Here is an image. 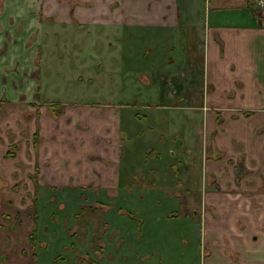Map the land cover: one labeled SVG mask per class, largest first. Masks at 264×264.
Wrapping results in <instances>:
<instances>
[{
    "label": "crops",
    "instance_id": "crops-1",
    "mask_svg": "<svg viewBox=\"0 0 264 264\" xmlns=\"http://www.w3.org/2000/svg\"><path fill=\"white\" fill-rule=\"evenodd\" d=\"M47 1L0 0V192L4 191L3 196L0 195V257L3 258L0 264H32L28 261L21 263L19 260L20 257L28 258L25 246L21 249L23 242H19L20 237L23 238L25 232H55L54 229L47 231V227L41 230L42 220L49 218V208L42 209L39 222L33 224L31 221L29 225L26 213L20 214L18 210L22 206L13 201L11 194L5 192L8 186L14 187L20 181L18 186L27 195L29 190L33 193L36 188V198L39 197L42 203L57 196L59 192L67 191L68 194L63 193L67 198L65 203L79 206L88 199L87 195L81 197L78 189L81 191L83 188H96L113 195L121 184L118 163L123 143L118 132L122 122L121 108H127L128 105L121 101H105L104 104L66 102L60 103L61 112L53 116L48 108L53 102L45 101L42 105L27 104L31 103L30 99L33 97V100H42L45 93L55 92L58 84L78 83L77 79L71 83L66 80L62 82L61 74L58 76L48 72L44 63L48 38L52 37L55 42L60 39L56 29L66 31L73 26L76 28L77 25L92 30L125 27L154 32L159 30L160 39L152 41L153 38L150 37L149 46L152 42H159L160 47L156 46V49L162 55H166L164 50L169 49L166 46L168 42L163 41L162 36L172 32L179 36L180 28L181 40L185 38L187 43L188 30L191 28L195 36V52L202 58V65H198L196 73V93H205L204 100L207 102L191 106L186 101L181 107L182 139H189L190 124L196 125L197 132H203L201 115L203 113L205 116L207 107L219 110L220 115H213L212 118L210 116L213 128L207 124L211 130L209 138L215 142L214 149L219 155L215 159H211L209 153L206 157L203 156L206 160L221 162L214 171L208 172L214 182L209 186L204 182L200 186L192 184V189L197 194V210L203 214V221L206 219L202 231L205 232L203 246L205 250H209V258L201 264H264V27L259 25L258 17H253L246 0H208L210 7L207 8L205 18H200L197 22L195 11L198 8L194 10L190 7L186 12L183 11L184 15L180 18L178 0H69V3L68 0ZM113 6H117L116 10L111 8ZM219 15L230 16L232 23H219ZM183 29L187 32L184 35ZM74 40L68 46V54L74 56V60H88L86 65L90 68L89 71L92 70L93 43H89V49L85 46L86 52L81 54L79 42ZM120 42L123 41L118 39V43ZM135 50L136 48L132 51ZM100 53L105 54L102 55L103 66L108 65L109 59L115 57H109L108 43ZM169 53L171 54L167 52ZM159 54L156 56H160ZM95 57L98 59V56ZM115 59L117 60V56ZM153 59L151 61H158L159 57ZM122 82L121 85H124ZM229 93L234 94L230 97ZM244 93L248 97L239 100V94ZM17 107L28 109L21 110V117L30 128L33 127L32 134L25 130L26 137L30 136L32 140V136H36L33 145L35 163L32 166L13 163V154L9 150L11 156H6L7 146L13 145L5 137L7 131H13L9 128V124L13 123H6V120L10 119ZM229 108L242 110L241 115L238 114L240 120L244 121L245 128H232L236 124L231 120L233 113L222 111ZM235 146L240 148V156L233 152ZM59 154L63 157L58 156ZM227 156L229 159L232 156L238 157L236 164L227 166L222 160L228 159ZM100 170L101 173L95 172ZM181 171L188 172V168L182 166ZM185 178L186 176L176 187L183 191L180 194L182 200L190 201L189 183ZM180 197L174 192L170 197L171 201H166V205L177 206L176 199ZM32 199L33 202L37 201L34 197ZM32 199L29 202L27 198L23 206H31L28 211L35 216ZM166 212L172 211L169 209ZM16 216L17 219L14 220ZM28 226L33 230H29ZM57 232L63 233L64 229L59 227ZM144 233L152 242L158 237V233L152 231ZM38 238L41 239L42 236ZM178 238L179 235L173 242L174 245ZM198 244L200 246L199 242ZM47 250L41 249L37 252L38 264H47V260L50 264L53 260ZM16 253L18 259L13 261ZM193 258L191 262L189 256H183V260L170 261L167 264H198Z\"/></svg>",
    "mask_w": 264,
    "mask_h": 264
},
{
    "label": "rangeland",
    "instance_id": "rangeland-1",
    "mask_svg": "<svg viewBox=\"0 0 264 264\" xmlns=\"http://www.w3.org/2000/svg\"><path fill=\"white\" fill-rule=\"evenodd\" d=\"M257 2L261 1L246 0L248 8H251L249 11L253 17L259 18V25L263 28L264 13L260 12L258 6L264 7V3L257 4ZM177 4L180 18L184 15L183 11L186 12L190 7L194 10L198 8L195 11L196 22L200 18H205L207 8L210 7L208 0H178ZM115 7L117 6L111 8L115 9ZM218 17L219 23H232L230 16L219 15ZM56 32L60 39L53 42L52 37L48 38L45 69L57 75L61 74L62 82L66 80L71 83L77 79L78 83L58 84L55 92L45 93L42 100L39 98L33 100V97L30 99L31 103L27 104L42 105L45 101L59 103L55 104L58 106L53 108L54 112L62 109L60 103L66 102L104 104L121 101L124 105H128L127 108H121L122 122L119 129L121 135L118 132L121 137L119 139L123 143L118 163L121 184L113 195H108L106 191L103 192L96 188H83L81 191L78 189L81 197L87 195L88 199L82 201L84 203L82 205L76 202L79 206L65 203L67 198L63 193L68 194L67 191L59 192L57 196L42 203L39 197L36 198L38 194L36 188L33 189V193L29 190L28 197L18 186L20 181L14 187L8 186L5 192L11 194L13 201L22 206V209L18 207V210L20 214L26 213L29 225L31 221L33 224L39 222L42 209L49 208V218L42 220L41 230L43 227H47V231L55 230V232L43 233L25 232V236L20 237L19 242H23L21 247L25 246L28 250V258L20 257L19 260L21 263L28 261L38 264V261L36 262L37 252L41 249H48L50 257L53 258L50 264H167L170 261H181L183 256H189L190 260L194 257V261L199 262L198 264H201L203 260L206 261L209 258V250L205 252L207 251L203 246L205 232H202L206 219L203 221V214L197 210V194L192 186L194 184L200 186L201 182L209 186L211 182H214L208 172L214 171L221 162L206 160L203 156L206 157L209 153L211 159H215L219 155V152L215 151V142L209 138L211 130L208 129L207 124L213 128L210 116L212 118L213 115L217 114L218 117L220 115L219 110L207 107L205 116L203 113L201 115V123H204L203 132L199 130L197 132L196 125L190 124L189 139H182L181 107L186 101L191 106L206 101L204 100L205 93H196L198 88L195 85L198 82L196 73L198 65H202V58H199V54L195 52L193 31L189 28L187 43L184 41L185 38L181 40L180 28L179 36L173 32L162 36V40L168 42L166 46L169 49L164 50L166 55L159 54L157 51L156 46L160 47L159 42H152L153 44L149 46L150 37L153 38L152 41L160 39L159 30L154 32L127 27L121 29L94 28L92 30L77 25L76 28L73 26L72 29L66 31L56 29ZM182 33L184 35L187 32L183 29ZM74 39L79 42L78 48L81 54L86 52L85 46L89 49V43H93L94 66L92 70L89 71L90 68L88 69L86 65L88 60L86 62L74 60L75 57L68 54V46L75 41ZM107 39L108 42H106ZM118 39L123 42L118 43ZM107 43L109 57L111 58L112 55L115 57L109 59L108 65L103 66L102 55L105 56V51L103 54L100 52L101 49L104 50ZM143 47H145L144 51ZM139 48L143 51L142 53ZM154 51L155 56H153ZM158 54L160 56H156ZM95 56H98V59H95ZM158 57V61H151ZM56 80L59 79L56 78ZM121 81L124 85H121ZM233 94L229 93L228 96L231 97ZM239 95V100L248 97L245 93ZM221 96L229 99L225 95ZM21 110L28 109L17 107L10 119L6 120V123H13L9 124L11 125L9 128L13 131H7L5 135L9 142H13V145L11 144V147L8 145L6 152H12L13 163L32 166L35 163L34 146L30 136L26 137L25 130H29L32 134L31 128L33 127L30 128L27 121L21 117ZM193 111L197 110L193 109ZM222 111L233 113L231 120L236 122L232 125L234 130L246 127L238 114L241 115L242 110L229 108ZM209 113L213 114L209 115ZM6 123L4 122L3 125ZM239 151L240 148L233 147V152L237 156H240ZM58 156L63 157L62 154ZM235 158L232 156L231 159L222 160L227 166L235 165L238 157ZM182 166H186L188 172H182ZM95 172L101 173V170ZM184 176L189 183L190 201L186 199L183 201L180 197L183 191L180 187H176L177 183L184 180ZM174 192H177L180 198L176 199L177 206L170 207L166 205V201H171L170 197ZM3 193L0 192V195L3 196ZM32 197L37 201L33 202ZM27 198L29 202L32 199L35 216L34 213L28 211L31 206L27 208L23 206ZM3 199L6 200L5 197ZM90 200L92 202H89ZM169 209L172 212H166ZM196 210L197 213H195ZM16 219L17 216L14 220ZM59 227L64 229L63 233L57 232ZM28 228L33 230L31 226ZM145 231L158 233V237L152 242L147 239ZM38 234L42 236L41 239L38 238L40 236L37 237ZM178 235L179 238L174 245L173 242ZM57 240L58 242L53 246ZM17 256L16 253L13 261L18 259ZM2 259L0 257V260ZM47 261L49 263V260Z\"/></svg>",
    "mask_w": 264,
    "mask_h": 264
},
{
    "label": "trees",
    "instance_id": "trees-1",
    "mask_svg": "<svg viewBox=\"0 0 264 264\" xmlns=\"http://www.w3.org/2000/svg\"><path fill=\"white\" fill-rule=\"evenodd\" d=\"M250 6H251V4H250ZM254 14H256V12H254ZM55 106H58V105H49L48 106V108H49V110H50V114L51 115H53V116H56L57 114H59L60 113V111H61V108L60 109H58L56 112H54L53 110V108H55ZM35 134L32 136V145H34L35 144ZM206 155H208V154H206ZM6 156H8V157H10L11 156V154H9V152H6Z\"/></svg>",
    "mask_w": 264,
    "mask_h": 264
},
{
    "label": "built area",
    "instance_id": "built-area-1",
    "mask_svg": "<svg viewBox=\"0 0 264 264\" xmlns=\"http://www.w3.org/2000/svg\"><path fill=\"white\" fill-rule=\"evenodd\" d=\"M260 3H261V2H257V4H260ZM258 7L260 8V12H261V13H264V7L261 6V5H259Z\"/></svg>",
    "mask_w": 264,
    "mask_h": 264
}]
</instances>
